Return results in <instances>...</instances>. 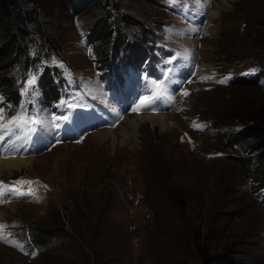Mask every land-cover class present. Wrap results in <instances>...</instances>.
Wrapping results in <instances>:
<instances>
[{"label":"rangeland","instance_id":"rangeland-1","mask_svg":"<svg viewBox=\"0 0 264 264\" xmlns=\"http://www.w3.org/2000/svg\"><path fill=\"white\" fill-rule=\"evenodd\" d=\"M175 1L18 0L17 13L38 15L39 31L55 47L45 63L79 81L73 104L110 99L99 61L117 33L93 30L119 11L127 41L149 44L156 36L188 65L179 64L184 83L168 110L120 111L82 140L70 139L69 120L47 108L39 116L26 104L7 106L1 92L13 87L0 88V124L17 116L38 121L9 127L16 139H33L34 150L0 155L34 158L32 166L0 172L11 189L0 198V264H204L202 250L215 256L230 247L241 264H264V164L239 120L264 106V0H180L197 8V24L179 16ZM23 27L29 41L41 39L30 19ZM239 73L259 76L237 84ZM29 76L22 94L37 86ZM33 95L41 102L39 91ZM158 114L167 116L164 129L142 117ZM43 233L45 244L37 238Z\"/></svg>","mask_w":264,"mask_h":264},{"label":"trees","instance_id":"trees-1","mask_svg":"<svg viewBox=\"0 0 264 264\" xmlns=\"http://www.w3.org/2000/svg\"><path fill=\"white\" fill-rule=\"evenodd\" d=\"M18 6V0H0V59H9L6 63H0V88L10 87V85L13 87L12 90H8L9 92H1V98L6 101L7 106L9 103L15 104L16 106L19 105L22 95V89L20 87L23 83H27V80L30 79L29 75L32 74L36 76L37 83V86L34 84L32 88L40 92L42 103L50 105L59 97L61 91L60 88L62 86L63 88L65 87L66 78L64 70L57 66L52 67L50 64H46L42 59V57L50 58L54 55L53 51L55 47L53 48L48 42H45L46 39L39 31V29H41V24L38 19L39 16H36L33 13H24L19 9V13H17L16 10ZM116 15L117 20L109 22L108 17H106V20H102L98 26H94L95 30H93L94 34L98 35L101 34V32L103 33L106 28L109 31V37H112L113 31L117 33V38H114L110 47H108V45L107 48H103V56L99 54V66L101 68L100 74L105 80L108 79V76L114 71L124 75L123 72L128 71L127 68L130 66H139L141 62L135 61L140 60L144 56V58H146L151 54L154 58L158 57L157 42L154 40L156 36L144 40V42H148L149 44H137L127 41L125 36H122V29L117 24L120 20L126 18V16L124 17L123 12L120 11ZM29 19L35 25L36 31L39 32L41 39H39V37L37 39L31 37V40L29 41V38L26 35V29L23 27V24ZM23 37L25 38L26 44L21 45L20 43L23 42L21 38ZM87 38L90 42V36H87ZM42 39L44 40L43 43L41 42ZM19 40L20 42H18ZM39 40L41 45H43V48L40 47L41 50H43V53L38 50V47L36 48ZM91 42H93V40ZM46 50L47 52L45 53L44 51ZM56 54L58 53L56 52ZM58 57L60 58V56ZM18 64L20 65L19 69L22 70L20 74H18V76L14 73L11 74L10 71ZM9 73L10 75L7 76ZM239 75L240 76L237 77V80L234 81V83L245 84L256 82L257 77L259 76L258 73H246L245 76H242V73H239ZM234 79L235 78L233 77L232 80ZM18 82L20 83L18 84ZM239 118L240 122L242 121L244 124V127L241 130V134L244 136V141L255 147V150L259 152L260 161L264 164V106L255 111L249 112V114L246 112L243 118H241V116ZM44 237L45 234L43 233L40 238H37L43 241ZM45 242L43 241L42 243L45 244ZM238 252L239 251L233 247H230L226 251L215 256H210L205 250L201 251L204 264L213 262L241 264L238 259L235 258V255Z\"/></svg>","mask_w":264,"mask_h":264},{"label":"bare ground","instance_id":"bare-ground-1","mask_svg":"<svg viewBox=\"0 0 264 264\" xmlns=\"http://www.w3.org/2000/svg\"><path fill=\"white\" fill-rule=\"evenodd\" d=\"M142 117L149 120L153 126L156 124H159L162 129H164V127L168 126V124H169V122H167V120H166L167 116L165 114H158V115H153V116H142ZM136 122H138V121H136ZM217 156H219V155H217ZM23 157H24V155L22 157L17 156V157L5 158L3 160L0 159V160H2V161H0V172L1 173H6V172L13 173L14 170H21L22 168L33 165L34 158L24 159ZM219 157H222V156H219ZM11 207H12V205H11Z\"/></svg>","mask_w":264,"mask_h":264},{"label":"snow or ice","instance_id":"snow-or-ice-1","mask_svg":"<svg viewBox=\"0 0 264 264\" xmlns=\"http://www.w3.org/2000/svg\"><path fill=\"white\" fill-rule=\"evenodd\" d=\"M197 2L199 3V0H197ZM35 81V78H33L32 80L29 81V84H33ZM163 91V86L162 84H156L155 85V90L153 91L152 95L150 96H145L141 102L140 105L136 108L133 109L134 111H138L140 106H146L147 103H149L150 101L154 100L155 98H157L161 92ZM187 94V93H185ZM18 123H23V124H36L38 123V121H36L35 119H26L22 116H17V117H13L11 120H9L7 123L4 124H0V129H8L11 125H16ZM20 183H28V182H20ZM17 192H19L18 189H16ZM19 194H23V193H19ZM31 194V192L29 193ZM5 242H7L6 238H5Z\"/></svg>","mask_w":264,"mask_h":264}]
</instances>
